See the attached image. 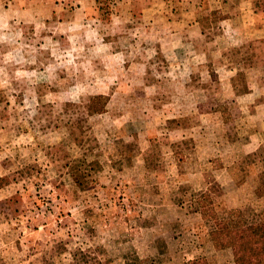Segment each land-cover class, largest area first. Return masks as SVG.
Masks as SVG:
<instances>
[{"label":"rangeland","instance_id":"374dc122","mask_svg":"<svg viewBox=\"0 0 264 264\" xmlns=\"http://www.w3.org/2000/svg\"><path fill=\"white\" fill-rule=\"evenodd\" d=\"M263 186L264 0H0V264H234Z\"/></svg>","mask_w":264,"mask_h":264},{"label":"trees","instance_id":"16d2710c","mask_svg":"<svg viewBox=\"0 0 264 264\" xmlns=\"http://www.w3.org/2000/svg\"><path fill=\"white\" fill-rule=\"evenodd\" d=\"M257 194L264 195V186ZM202 209L204 220L212 223V241L217 249L230 250L234 264H264V209L252 220L236 211L225 221L218 219L212 207L202 204ZM187 264L206 262L198 259Z\"/></svg>","mask_w":264,"mask_h":264}]
</instances>
